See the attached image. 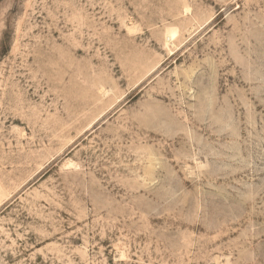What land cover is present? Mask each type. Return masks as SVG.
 <instances>
[{"label":"rangeland","instance_id":"rangeland-1","mask_svg":"<svg viewBox=\"0 0 264 264\" xmlns=\"http://www.w3.org/2000/svg\"><path fill=\"white\" fill-rule=\"evenodd\" d=\"M0 264H264V0H0Z\"/></svg>","mask_w":264,"mask_h":264}]
</instances>
